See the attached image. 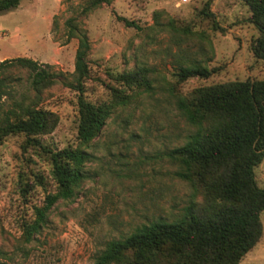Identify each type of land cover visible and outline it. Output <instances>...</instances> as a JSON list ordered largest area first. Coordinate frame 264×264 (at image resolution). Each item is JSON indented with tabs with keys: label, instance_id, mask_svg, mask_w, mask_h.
<instances>
[{
	"label": "rangeland",
	"instance_id": "rangeland-1",
	"mask_svg": "<svg viewBox=\"0 0 264 264\" xmlns=\"http://www.w3.org/2000/svg\"><path fill=\"white\" fill-rule=\"evenodd\" d=\"M82 5L22 0L0 14V61L28 57L67 77L77 39H67L65 20L77 16L91 45L84 97L112 106L86 148L92 157L75 196L57 201L30 238L26 228L36 219L35 207L57 188L46 150L78 144V94L60 82L41 91L39 105L53 118L51 130L37 137L45 149L26 143L23 134L0 139V264H94L107 241L154 219H174L192 193L168 157L192 131L176 96L218 83L264 80V59L252 51L259 32L243 0H111L87 14L80 13ZM194 64L211 74L177 76L180 67ZM129 72H138L133 84L121 77ZM8 75L14 98L27 93L35 100L26 70ZM123 95L132 96L126 105L119 102ZM11 103L7 96L3 108ZM254 171L263 186L264 157ZM260 218L262 236L238 264H264V211Z\"/></svg>",
	"mask_w": 264,
	"mask_h": 264
},
{
	"label": "trees",
	"instance_id": "trees-1",
	"mask_svg": "<svg viewBox=\"0 0 264 264\" xmlns=\"http://www.w3.org/2000/svg\"><path fill=\"white\" fill-rule=\"evenodd\" d=\"M22 0H0V14L17 8ZM80 13L87 14L111 0H81ZM248 21L259 35L252 44L253 54L264 59V0H243ZM127 26H138L124 19ZM67 39L76 38L74 69L67 77L51 66L28 57L0 61V139L23 134L25 142L40 146L37 138L53 127L50 113L40 107L43 89L62 83L78 94V144L50 154L56 191L49 193L41 207H35V221L26 228L27 238L40 228L51 207L59 200L75 196L85 176V164L92 157L86 148L99 134L112 106L92 103L84 97L89 77L90 41L78 26V17L65 20ZM26 70L30 91L13 97L8 73ZM206 66L180 67L177 76L185 78L211 74ZM138 72L121 75L127 84L137 80ZM9 96L12 103L3 108ZM131 95H123L126 105ZM176 107L192 131L186 141L168 152L178 165L174 175L187 182L191 199L178 216L168 221L151 220L121 238L111 239L96 255L94 264H238L260 240L263 227L264 185L255 179V167L264 157V80L232 81L194 89L176 96ZM202 196V201L197 196Z\"/></svg>",
	"mask_w": 264,
	"mask_h": 264
}]
</instances>
